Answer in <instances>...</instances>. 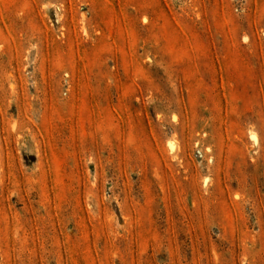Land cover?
<instances>
[{"label":"rangeland","instance_id":"obj_1","mask_svg":"<svg viewBox=\"0 0 264 264\" xmlns=\"http://www.w3.org/2000/svg\"><path fill=\"white\" fill-rule=\"evenodd\" d=\"M0 264H264V0H0Z\"/></svg>","mask_w":264,"mask_h":264}]
</instances>
